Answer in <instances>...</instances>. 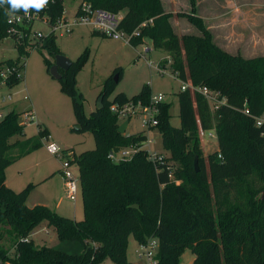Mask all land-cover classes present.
<instances>
[{
  "label": "trees",
  "instance_id": "16d2710c",
  "mask_svg": "<svg viewBox=\"0 0 264 264\" xmlns=\"http://www.w3.org/2000/svg\"><path fill=\"white\" fill-rule=\"evenodd\" d=\"M82 2L116 15L125 10L118 27L131 34L132 45L150 38L155 48L168 53L169 58L159 62L161 68L170 61L180 80L197 88L208 86L227 102L214 108L198 89L181 88L178 127L171 123V104L158 103V124L153 127L161 131L170 154L159 153L163 158L154 160L143 147L148 138L145 130L121 133L119 118L111 109L113 103L127 101L149 104V84L132 97L119 92L109 99L116 84L113 76H122L119 66L104 81L103 106L87 115L77 87L82 58L72 61L67 70L60 69L62 88L71 97L81 125L78 130L92 131L96 141L94 149L77 154L72 148L63 154L79 166L85 216L78 220L45 204L29 205L36 183L21 190L7 184V166L49 138L40 127L37 135L11 141L23 134L25 115L32 111L23 113L21 120L22 112L10 110L0 118V256L13 264H102L106 260L131 264L127 250L134 236L138 243L159 239L158 264H178L187 248L195 254L189 264H264V127L255 120L264 112V55L244 58L222 49L196 12L194 0L191 12L183 15L201 30L200 35H178L170 20L173 13L165 9L163 0H81L75 14L80 13ZM6 7H0V39L12 36L20 55L0 61V85L13 87L23 79L30 48L45 46L54 56L61 53L51 26L63 17L65 7L64 0H49L42 10H30L37 19L48 20L50 31L40 36L33 29L35 21L25 16L21 22L11 21ZM12 27L14 32L9 31ZM34 37L39 42L34 43ZM53 63L47 59L49 71ZM209 129L215 130L219 148L205 157L200 133ZM133 144L139 150L132 157L111 155ZM172 160L180 165L175 167ZM43 222L55 228L60 240L79 242L82 250L36 244L30 235Z\"/></svg>",
  "mask_w": 264,
  "mask_h": 264
},
{
  "label": "rangeland",
  "instance_id": "374dc122",
  "mask_svg": "<svg viewBox=\"0 0 264 264\" xmlns=\"http://www.w3.org/2000/svg\"><path fill=\"white\" fill-rule=\"evenodd\" d=\"M80 1L64 0L65 11L62 18L67 19L66 23L71 25L70 30L62 24L55 32L62 54L72 61L82 58L77 74V87L82 93L86 114L90 115L98 109L104 81L120 66L123 69L122 76L115 81L109 99L112 100L119 92H125L132 97L140 92L144 84H149L153 95L164 94V101L171 104V123L180 126L178 92L181 89V80L173 72L168 60L162 72L158 70L159 62L169 58L168 53L164 49L155 48L148 37L145 42L151 50L146 52L143 50L144 44L134 46L127 40L114 39L96 32L90 24L74 22ZM163 2L166 10L173 13L170 20L178 35L202 34L201 30L183 15V12H191L192 0ZM194 3L196 12L203 17L214 42L222 49L244 58L264 55V0H194ZM121 14H125V10ZM31 19L35 21V31L45 35L49 33L50 26L46 22L34 17ZM253 35L258 38L252 40ZM33 42H39V38L34 37ZM19 55V49L12 36L0 39V61L16 59ZM47 59L54 62V55L47 47L30 48L22 70L23 79L13 87L6 83L0 85V114L15 108L22 112L21 120L24 119L23 113L29 110H32L34 115L32 120L27 121L23 134L13 136L11 141L37 135L40 127L49 133V138L43 139L40 147L8 165L6 176H11L10 185L21 186L15 189L9 185L15 190H21L29 183L30 178H34L36 183L40 184L30 192L28 203L45 204L62 215L80 220L85 216L82 190L79 186L76 202L68 197L64 175L61 172L66 160L63 154L65 150L72 148L77 154L94 149L96 141L92 131L74 128L78 123L72 99L63 90L60 79L51 75ZM142 130H145L149 139L144 142V148L165 155L170 154L163 145L162 133L157 127L145 128L141 124L140 116L131 117L127 134ZM200 138L205 157L219 148L215 130L201 131ZM52 143L57 145L58 153L50 151L49 145ZM172 162L175 167L180 165L178 161ZM69 168L80 185L78 164L71 162ZM45 223L38 225L31 233V238L36 244L56 246L69 252L82 250L79 242L60 240L55 228ZM138 248L137 240L130 236L127 255L131 264H138ZM10 252L13 254V249ZM194 258L195 254L187 248L178 264H189ZM102 264L114 263L106 260Z\"/></svg>",
  "mask_w": 264,
  "mask_h": 264
},
{
  "label": "built area",
  "instance_id": "2783aa9c",
  "mask_svg": "<svg viewBox=\"0 0 264 264\" xmlns=\"http://www.w3.org/2000/svg\"><path fill=\"white\" fill-rule=\"evenodd\" d=\"M31 19L34 17L31 13L29 15L14 14L10 17L11 21L21 22L23 17ZM38 16L35 15L34 18ZM119 17L116 14H112L102 9H93L92 5L88 2H82L80 13H77L74 18V22L77 23H86L93 26L95 30L100 31L102 34L110 36L114 39H122L130 42L131 34L125 32L124 30L118 27ZM43 22L48 24L46 18L41 19ZM66 18H60L58 22L51 26L52 30H57L62 24L69 31V23H66ZM49 25V24H48ZM10 32H14L15 28L12 27ZM37 35H44L43 32H37ZM147 50L148 47L146 46ZM158 70L162 72V68L158 64ZM9 71V68L6 69ZM192 87L193 89H198L202 94L209 100L211 105L216 108L220 104L226 103L227 100L224 97H220L217 91L210 89L208 86H200L199 88L192 86L190 83L181 80V88L186 89ZM164 101V94L158 93L151 96V101L149 104H144L141 100L137 101H127L125 103H113L111 105L112 111H114L118 118L119 123L121 124L126 119H131L133 116H140L141 124L145 128H151L158 124L157 114L159 112L158 103ZM244 112L250 114L249 108L245 107ZM3 115L0 114V117ZM25 121L32 120L34 115L33 113H27L25 115ZM256 124L258 126L264 127V112L260 115L255 116ZM213 135V134H211ZM148 139V138H147ZM146 139V140H147ZM145 140V141H146ZM144 141V142H145ZM149 141V139H148ZM144 145V144H143ZM49 149L53 153H58V147L55 143L49 145ZM139 150L137 145H130L122 148L118 154L112 153V156H117L118 159H127L132 157V155ZM149 151L150 159H162L163 155H160L158 152ZM70 161L68 158L63 162V175L65 179L67 195L72 200H77L78 190H79V181L77 177L70 170ZM138 264H158V252H159V239L157 237H151L144 243H138ZM0 264H13L10 259H4L0 256Z\"/></svg>",
  "mask_w": 264,
  "mask_h": 264
},
{
  "label": "water",
  "instance_id": "95a60500",
  "mask_svg": "<svg viewBox=\"0 0 264 264\" xmlns=\"http://www.w3.org/2000/svg\"><path fill=\"white\" fill-rule=\"evenodd\" d=\"M71 65H72V60L69 57L65 56L62 53H57L54 56V63L50 67V73L56 79H61L62 78V73H61L60 69L67 70ZM118 79H119L118 74H116L114 76V80L115 81H118ZM102 106H103V96L101 95L99 97V100H98L97 108H101ZM128 123H129V119L124 120L119 125L118 130L121 133H125L126 132V129L128 127ZM74 128L75 129H80L81 128V125L80 124H77ZM194 163H195L196 170H199V166H198V156H195ZM261 196H262V198H264V190L262 191Z\"/></svg>",
  "mask_w": 264,
  "mask_h": 264
},
{
  "label": "clouds",
  "instance_id": "9594fccd",
  "mask_svg": "<svg viewBox=\"0 0 264 264\" xmlns=\"http://www.w3.org/2000/svg\"><path fill=\"white\" fill-rule=\"evenodd\" d=\"M49 0H0V7L7 6L5 11L9 16L23 10L25 15L30 14V10L40 11L47 6Z\"/></svg>",
  "mask_w": 264,
  "mask_h": 264
},
{
  "label": "crops",
  "instance_id": "0c3cea01",
  "mask_svg": "<svg viewBox=\"0 0 264 264\" xmlns=\"http://www.w3.org/2000/svg\"><path fill=\"white\" fill-rule=\"evenodd\" d=\"M163 3H164V2H163ZM164 7H165V6H164ZM165 9H166V8H165ZM117 16H119V18H121V17L123 16V14L119 13V14H117ZM256 38H258V36H257ZM256 38H255V35L252 36V40H253V39H256ZM146 46L148 47L147 50L145 49ZM143 50H145V51L147 52V51L151 50V47H149V45H148L147 43H144ZM116 68H117V67H116ZM116 68H115V69H116ZM115 69H114V70H115ZM118 77H119V76H118ZM119 79H120V78H119ZM13 109H15V108H13ZM13 109H11V110H13ZM9 111H10V110H9ZM30 111H32V110H30ZM6 113H7V112H6ZM6 113H1V114L4 116ZM26 124H27V123H26ZM129 125H130V120H129V123H128V127H127V129L129 128ZM127 129H126V130H127ZM142 131H143V130H142ZM126 133H127V132H126ZM61 172H62V171H61ZM10 177H11V176H9V174H8V176H6V182H7L8 185H10V184H9ZM36 181H37V180H34V178H30V179H29V183H30V182L36 183ZM36 184H40V183H36ZM23 185H24V184H23ZM10 186H12V185H10ZM12 187L15 188V189H17L16 187H21V186H16V187H15V186H12ZM12 187H11V188H12ZM71 200H72V199H71ZM73 201H74V200H73ZM74 202H76V200H75ZM27 203H28V201H27ZM28 204H29V205H36V204H30V203H28ZM37 204H38V203H37ZM39 204H40V203H39ZM52 209H53V208H52ZM54 210H55V209H54ZM56 211H57V210H56ZM70 217H71V216H70ZM30 237H31V235H30Z\"/></svg>",
  "mask_w": 264,
  "mask_h": 264
}]
</instances>
